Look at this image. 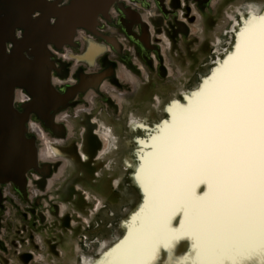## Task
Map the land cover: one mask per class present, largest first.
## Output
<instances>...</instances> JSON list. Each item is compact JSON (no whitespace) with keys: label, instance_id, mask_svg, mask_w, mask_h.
I'll return each mask as SVG.
<instances>
[{"label":"flooded vegetation","instance_id":"flooded-vegetation-1","mask_svg":"<svg viewBox=\"0 0 264 264\" xmlns=\"http://www.w3.org/2000/svg\"><path fill=\"white\" fill-rule=\"evenodd\" d=\"M44 1L55 6L46 21L40 4L25 8L37 28L57 27L43 48L59 110L29 114L37 171L20 189L0 184V264H95L125 237L123 222L144 200L140 158L169 107L176 98L186 103L232 51L250 7L264 0H115L80 21L87 25L61 20L74 0ZM7 3L0 0V17ZM25 30L13 25L7 53ZM32 101L28 90L14 89L17 109ZM170 251L172 262H184V252L162 247L151 263L165 264Z\"/></svg>","mask_w":264,"mask_h":264},{"label":"bare ground","instance_id":"bare-ground-1","mask_svg":"<svg viewBox=\"0 0 264 264\" xmlns=\"http://www.w3.org/2000/svg\"><path fill=\"white\" fill-rule=\"evenodd\" d=\"M256 26H260V32L251 37ZM235 49V57L214 73L212 80L189 100V106L173 108L171 123L164 126L161 135L150 139L152 147L140 158L138 174L148 213L130 234L128 243L95 264L151 262L153 254L148 253L155 246V233H161L164 245L170 238L171 226L167 228L166 223L172 207L202 211L192 233L202 234L205 241L197 248L199 264L218 263L221 255L215 249L220 246L213 233L218 223L225 225L220 237L236 228L247 229L253 237V231H260L264 225V16L244 25ZM210 168L215 170L213 175ZM202 183L214 187L204 203L195 195ZM243 245L253 249V244Z\"/></svg>","mask_w":264,"mask_h":264},{"label":"water","instance_id":"water-1","mask_svg":"<svg viewBox=\"0 0 264 264\" xmlns=\"http://www.w3.org/2000/svg\"><path fill=\"white\" fill-rule=\"evenodd\" d=\"M27 1L8 0L4 16L0 17V184L11 182L17 189L23 186L26 173L31 169L37 171L38 168L35 139L27 133L29 114L35 113L41 118L48 115L49 106L54 107L55 111L59 110V103H55L58 95L48 79L51 62L47 50L43 48V40H48L56 33L57 27L52 29L44 22L55 6L44 0H32V3L40 4L45 11L43 27L40 24L37 28L39 23H30L27 18ZM114 1L74 0L68 8L71 15L61 16V20L69 19V22L78 21V25H87L80 21L105 11ZM14 24H21L26 30L24 37L15 40L7 53L4 42L11 39ZM27 44L32 45L28 50L32 59L23 55ZM18 87L25 88L33 97V101L21 106L20 110L13 104L14 89ZM51 125L48 122L44 124L48 129H51Z\"/></svg>","mask_w":264,"mask_h":264},{"label":"rangeland","instance_id":"rangeland-1","mask_svg":"<svg viewBox=\"0 0 264 264\" xmlns=\"http://www.w3.org/2000/svg\"><path fill=\"white\" fill-rule=\"evenodd\" d=\"M264 7V4L262 5H254L252 7H250L249 11H250V16L249 17H243L242 18V25L239 28V30L236 33V40L234 43V48L232 49L231 52H229V54L224 58V60L218 64L211 72L210 76L205 78L202 83L201 86L199 88H197L195 91L192 92V94H186V103L184 105L180 104L176 99L174 101V104L169 107L168 112H169V119L167 122H163L162 126L160 127V130L158 131V133L154 134L152 136V138L154 137H158L159 135L162 134V130L164 128L165 125H168L169 123H171L170 121V116L173 112V108H186L188 107L191 99L194 98V96L196 94H198L200 88L210 82L212 80V77L214 75V73L222 68L223 66H225L226 62L231 58V57H235V53H236V46L238 45L239 42V35L243 32L244 30V25H248L252 22H257L260 21L263 16H264V12L261 14H259L260 10ZM263 10V9H262ZM255 18V19H254ZM258 19V20H257ZM257 20V21H256ZM250 22V23H249ZM259 27V28H257ZM254 33H251V37H254L255 35L253 34H258V31L260 32V26H256L253 28ZM252 30V32H253ZM256 32V33H255ZM207 72V70L205 71V73ZM160 101V100H159ZM45 105V103L43 104ZM46 106V105H45ZM171 112V113H170ZM148 152V151H147ZM145 156V155H144ZM143 157V156H142ZM227 164V162H226ZM142 165V163H141ZM209 170H211V174L213 175V173H215V170H212V168H210ZM198 171V170H197ZM214 171V172H213ZM139 174V173H138ZM140 175V174H139ZM138 175L137 178H139L140 176ZM264 176V173H263ZM201 185V187H200ZM199 186H197L198 188L196 189L195 195L198 198V200L201 199V202L204 203L207 201L208 196H210L213 193V184L212 183H208V184H200ZM203 185V186H202ZM207 187V188H206ZM203 189V190H202ZM202 191L201 193H199V191ZM208 190V191H207ZM143 192V191H142ZM144 193V192H143ZM210 198V197H209ZM225 201V200H224ZM153 203V202H150ZM147 202H146V198H144L139 210L136 212V214L132 217H130V220H127L124 223V227H126V234L125 237L117 244H115L109 251H107L106 253L104 252V258L102 256V258L100 259V261H104L106 259L107 256H105L106 254H108L109 256L113 255L114 251H116L117 249H120V246L124 243H128L129 241V237L132 235L131 233H134L137 230V225L141 222V219L143 218V216L148 213V210L146 208L147 206ZM203 206V205H202ZM180 208V207H179ZM189 208V207H188ZM176 209V208H175ZM178 210V211H177ZM201 210L200 208H194L191 209L189 208L188 210H181L180 209H176V211L173 212L172 217L170 216V219H167V223H166V227H170V238L168 240V246L166 247V245H164V243L161 241V233H155L157 238H154V244L153 245H157L156 247L152 246L151 251L148 253L150 255H154L155 253H157V251H159V255H161V248L162 246L166 249V250H171V249H175L177 248L179 250V254L182 255V253L184 252H188L186 254V257L183 258L182 261L184 262H179V263H175L172 262L171 259V251L170 253L167 255H165V260L163 262H165V264H190L189 262H191L192 264H199L198 258H197V248L200 244L204 243V238L202 237V234H194L193 233V227L195 226L196 222L199 221L201 219ZM180 215V216H179ZM187 217V219H186ZM171 220V221H170ZM178 221V222H177ZM169 223V224H168ZM175 223L177 225H175ZM169 225V226H168ZM217 230L214 231L213 233L216 234L217 239L219 240L218 245L222 248H216L215 252L218 253V263L217 264H264V225L260 226V231H253L255 233L256 236H250L249 233H247V229H235L233 231V233L228 234L224 237H220V234H222L221 230L223 228H225V225L223 223H218V225L216 226ZM130 230H132L130 232ZM173 230V231H172ZM196 230V229H195ZM173 232V234H171ZM181 232V233H180ZM160 233V234H159ZM243 233V234H242ZM129 234V235H128ZM131 234V235H130ZM186 234V235H185ZM188 234V235H187ZM159 236V237H158ZM174 236V237H173ZM176 236V237H175ZM192 237V239H191ZM173 239V240H172ZM184 239V240H182ZM185 241V242H184ZM158 244H157V243ZM162 243L161 246H159V244ZM244 243L247 244H253V249H248L246 247H244ZM68 247H66V251H67ZM153 249H156L153 250ZM224 249V250H223ZM225 253H222V252ZM112 253V254H111ZM224 254V255H222ZM152 258L150 259L151 262L152 260H154V258L158 257V254H155ZM154 257V258H153ZM160 259H162L161 257H159ZM85 261V259H84ZM149 260H144L141 261L140 264H150L151 262H147ZM170 261V262H169ZM152 264V263H151Z\"/></svg>","mask_w":264,"mask_h":264},{"label":"snow or ice","instance_id":"snow-or-ice-1","mask_svg":"<svg viewBox=\"0 0 264 264\" xmlns=\"http://www.w3.org/2000/svg\"><path fill=\"white\" fill-rule=\"evenodd\" d=\"M261 72H262V84H264V52H262V58H261ZM192 189H194L195 184L191 185ZM176 209L174 207L168 209V214H169V218L171 216V214L175 211Z\"/></svg>","mask_w":264,"mask_h":264}]
</instances>
